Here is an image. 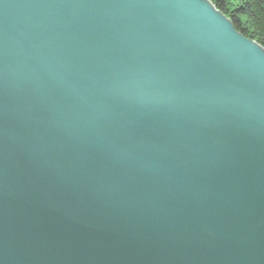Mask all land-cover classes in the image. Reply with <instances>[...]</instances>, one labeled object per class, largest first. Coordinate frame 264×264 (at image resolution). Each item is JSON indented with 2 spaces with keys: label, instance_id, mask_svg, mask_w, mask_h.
Segmentation results:
<instances>
[{
  "label": "water",
  "instance_id": "1",
  "mask_svg": "<svg viewBox=\"0 0 264 264\" xmlns=\"http://www.w3.org/2000/svg\"><path fill=\"white\" fill-rule=\"evenodd\" d=\"M0 264H264V48L209 0H0Z\"/></svg>",
  "mask_w": 264,
  "mask_h": 264
},
{
  "label": "trees",
  "instance_id": "2",
  "mask_svg": "<svg viewBox=\"0 0 264 264\" xmlns=\"http://www.w3.org/2000/svg\"><path fill=\"white\" fill-rule=\"evenodd\" d=\"M234 29L264 48V0H209Z\"/></svg>",
  "mask_w": 264,
  "mask_h": 264
}]
</instances>
